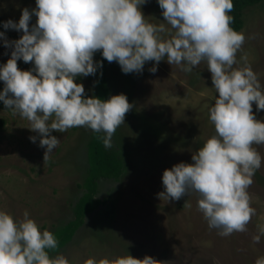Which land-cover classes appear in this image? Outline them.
<instances>
[{
    "label": "rangeland",
    "instance_id": "1",
    "mask_svg": "<svg viewBox=\"0 0 264 264\" xmlns=\"http://www.w3.org/2000/svg\"><path fill=\"white\" fill-rule=\"evenodd\" d=\"M80 1L0 0V81L43 71L0 109V264L73 219L84 192L96 69L73 42L91 30ZM102 1L119 28L107 144L132 148L129 172L101 179L107 202L47 264H264V0L237 33L217 27V0ZM61 44L79 56L40 68Z\"/></svg>",
    "mask_w": 264,
    "mask_h": 264
},
{
    "label": "trees",
    "instance_id": "2",
    "mask_svg": "<svg viewBox=\"0 0 264 264\" xmlns=\"http://www.w3.org/2000/svg\"><path fill=\"white\" fill-rule=\"evenodd\" d=\"M81 1L84 5L83 16H85L86 21L89 20L88 26L91 27V30L87 39L80 40L74 38L73 42L81 49L82 55L92 58L96 69L93 73L96 78L94 119L92 122V132L86 145L87 167L82 183L84 192L73 206L75 217L66 223L62 217L59 222H63V224L52 222L49 227L43 226L47 228L46 230H50L46 234H43L45 240L43 239L42 243L37 244L35 240L37 237L33 236L30 244L31 247L28 246L29 248L25 249L26 253L19 264H47L50 253L62 251L63 247L73 239L77 232L76 230L83 225L85 217L95 211L100 204L107 202L108 197L101 198L98 196L101 179L106 178L121 181L124 173L129 172L128 162L125 161L121 152L122 150L131 152L132 148H125L122 144H119L116 148L109 147L107 144L108 134L106 132L108 123H111V126L115 125L112 120L113 117L109 115V109L117 90L116 85L111 81L107 73L108 61L110 60L108 50L113 42L111 37L113 33L116 34L118 32L117 29L119 28L116 22H113V19L111 20L112 17L107 13L105 3L102 0ZM260 1L262 0H217V17L215 20L217 27L229 33L239 32L244 27L243 11L251 5L258 4ZM3 22L4 19L0 15V26ZM83 23L78 22L76 30ZM118 24L127 26L126 17L124 16ZM72 37H75V35L72 34ZM62 46L63 44L52 45L48 53L44 54V59L47 61L45 62L46 65L42 63L44 66L40 68H51L53 64H60L58 66L59 69H66L65 64L79 56L75 46L70 47L66 51L61 50ZM128 48L129 44H126L125 50H128ZM126 61L131 64H137V61H133L132 59H126ZM113 63L117 64L114 61ZM41 72L43 71L40 69L37 70L38 74H27L7 81H0V109H12V96L24 94ZM4 123L5 121L0 119V130L4 126ZM163 125L167 127L166 122L158 120L156 116L153 124H148L147 130L150 129L151 133H153V141L158 138H162L165 141L166 136H164L163 131H166L167 128L162 129ZM121 130L117 131L115 129L114 131L121 133ZM141 130L143 129L141 128ZM136 131H138V135L142 133L137 128ZM122 141L126 142V136L123 137ZM166 144L168 142L163 145L167 149ZM121 146L123 147L122 150H120ZM142 146H148V143H142L137 148ZM31 226V223L26 224L27 228L31 229ZM57 228H60L61 231H58L59 229ZM54 229L56 230L53 231ZM20 238L22 239V237Z\"/></svg>",
    "mask_w": 264,
    "mask_h": 264
},
{
    "label": "clouds",
    "instance_id": "3",
    "mask_svg": "<svg viewBox=\"0 0 264 264\" xmlns=\"http://www.w3.org/2000/svg\"><path fill=\"white\" fill-rule=\"evenodd\" d=\"M46 68V67H45ZM48 69H50V68H48Z\"/></svg>",
    "mask_w": 264,
    "mask_h": 264
}]
</instances>
